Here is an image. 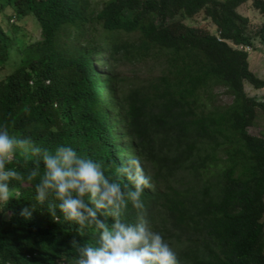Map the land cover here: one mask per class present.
Segmentation results:
<instances>
[{
    "label": "trees",
    "instance_id": "trees-1",
    "mask_svg": "<svg viewBox=\"0 0 264 264\" xmlns=\"http://www.w3.org/2000/svg\"><path fill=\"white\" fill-rule=\"evenodd\" d=\"M248 1L263 16L255 33L238 11ZM10 9L12 31L0 18V124L49 149L69 144L114 178L139 161L150 185L142 218L178 264H264V136L250 132L264 101L245 90L264 79L233 46L264 40V0H0L2 16ZM199 12L216 32L177 18ZM31 18L35 37L21 25ZM125 63L143 70L124 74ZM220 87L232 102L218 101ZM12 166L24 175L30 162ZM33 183L20 181L0 209V264H73L70 241L97 233L53 221Z\"/></svg>",
    "mask_w": 264,
    "mask_h": 264
},
{
    "label": "clouds",
    "instance_id": "clouds-1",
    "mask_svg": "<svg viewBox=\"0 0 264 264\" xmlns=\"http://www.w3.org/2000/svg\"><path fill=\"white\" fill-rule=\"evenodd\" d=\"M21 159L30 162L24 175L12 166ZM116 173L115 178L106 174L100 162L69 144L49 149L0 124V209L15 198L20 181L34 182V199L53 221L63 219L78 229L91 226L97 233L95 243L70 241L73 264H178L170 243L142 218V193L150 185L139 161H127ZM120 175L127 181L123 186ZM129 207L136 210V222L126 219ZM34 211L31 204L19 216L28 220Z\"/></svg>",
    "mask_w": 264,
    "mask_h": 264
},
{
    "label": "rangeland",
    "instance_id": "rangeland-1",
    "mask_svg": "<svg viewBox=\"0 0 264 264\" xmlns=\"http://www.w3.org/2000/svg\"><path fill=\"white\" fill-rule=\"evenodd\" d=\"M92 4L96 6V8H101L104 3L108 0H91ZM238 11L244 16L248 17L250 30L255 33V31L261 26L263 23V16L254 6L252 1H248L242 4ZM13 9H10L8 15L5 17L2 16L4 13H0V18H2L1 24L7 31H12L11 25L16 23V19L12 16ZM178 19H181L188 25L202 27L204 29L210 30L211 32H216L217 27L213 23V21L206 16L204 12H199L194 16L184 17L178 16ZM21 25L25 28L26 33H33L35 37L37 34V22L34 19H29L28 21L21 20ZM233 46H237L233 44ZM245 50L249 52V62L250 69L254 74L264 79V40L256 35L254 37V43L251 46H244ZM105 55V54H104ZM100 66L99 64H97ZM105 69V67H104ZM146 69V68H145ZM109 70V68H106ZM142 68L138 65L133 64H124L121 67V71L124 74H128L131 72H139L141 73ZM4 74V68L0 69V75ZM245 90L246 92L256 99L260 101H264V88H256L249 81H245ZM233 98L230 94H228L224 87H220L218 101L222 104H227L232 102ZM250 132L255 135L264 136V111L259 110V115L254 122V124L250 127Z\"/></svg>",
    "mask_w": 264,
    "mask_h": 264
},
{
    "label": "built area",
    "instance_id": "built-area-1",
    "mask_svg": "<svg viewBox=\"0 0 264 264\" xmlns=\"http://www.w3.org/2000/svg\"><path fill=\"white\" fill-rule=\"evenodd\" d=\"M235 47H237V48H244V46H242V45H237V46H235ZM248 51V50H247Z\"/></svg>",
    "mask_w": 264,
    "mask_h": 264
}]
</instances>
